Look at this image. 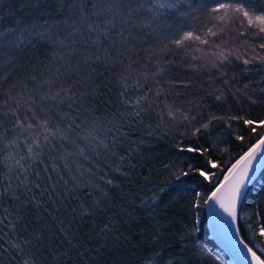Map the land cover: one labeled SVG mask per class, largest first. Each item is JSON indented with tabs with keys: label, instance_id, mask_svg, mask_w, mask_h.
<instances>
[{
	"label": "trees",
	"instance_id": "16d2710c",
	"mask_svg": "<svg viewBox=\"0 0 264 264\" xmlns=\"http://www.w3.org/2000/svg\"><path fill=\"white\" fill-rule=\"evenodd\" d=\"M83 1L2 0L0 5V30L17 28L25 38L49 31V41L56 43L63 34L60 25L69 19L81 36L76 44L80 56L74 65L80 66L86 57L92 65H82L79 73L70 71L75 70L71 62L62 64L50 57L58 53L60 43L54 53L38 37L34 42L24 38L19 46L0 52V116L16 107V100L31 106V97L36 105L51 109L55 104L48 118L54 128L59 126L67 133L52 138L51 144L42 143L41 157L34 160L23 142L19 147L9 146L15 133L0 129V264H146L149 258L151 264H166L177 257L180 264H189L190 257L181 255V237L188 238L189 247L198 239L207 249L194 264H228L220 247L209 238L204 201L258 134L264 135V126H259L264 121V60L260 59L264 49L259 47L264 33L257 36L255 27L247 21L241 23L242 17L227 22L212 19L208 10L216 0H181L182 15L167 21L149 22L150 16L137 14L121 30L112 19L109 26L99 20L96 31L86 32L88 24L74 7ZM256 3L264 5V0ZM34 9L39 12L33 13ZM162 11L167 16L170 10ZM209 28L218 34L207 35ZM188 30L209 43L185 42L179 48L171 43ZM91 32L95 33L88 38L86 34ZM220 53L228 60L221 63ZM107 55L112 61L104 59ZM91 71L99 76L96 85ZM104 82L108 86L95 96L100 102L115 100L106 114L108 125L100 126L108 131L100 127L86 131V117L70 107L67 99L73 96L80 103L81 87L100 88ZM44 95H55L56 100L42 102ZM142 96L146 99L141 100ZM245 120L255 123L249 126ZM205 123L208 129L201 128ZM11 124L8 116L5 128ZM252 127L257 128L256 133ZM69 128L75 129L73 134ZM69 144L72 149L64 151ZM188 147L209 152L183 150ZM110 150L125 160L120 162ZM34 151L41 149L34 147ZM76 158L81 164L99 166V172L90 171L97 175L95 186L101 192L93 187L69 191L65 200L64 194L55 195L46 188L42 171L46 168L51 176L54 168L63 169L60 162L72 164L69 159ZM209 159L221 167L211 168ZM189 166L207 170L210 181L195 172L177 179ZM117 167L119 171H115ZM25 176L30 183L24 181ZM108 179L113 180L112 185L106 183ZM161 186L166 190L163 200L154 207L144 203ZM94 201L99 208L92 207ZM81 208L88 213L81 214ZM236 227L239 237L264 258L259 251L264 249V236L260 235L264 167L245 189ZM34 234L42 237L38 244ZM25 239H32V244L25 245Z\"/></svg>",
	"mask_w": 264,
	"mask_h": 264
},
{
	"label": "snow or ice",
	"instance_id": "6c2138e0",
	"mask_svg": "<svg viewBox=\"0 0 264 264\" xmlns=\"http://www.w3.org/2000/svg\"><path fill=\"white\" fill-rule=\"evenodd\" d=\"M120 4L121 7L127 9L128 14H142L145 16H150L152 20L163 19L165 21L173 19L177 14L182 15L181 9L184 7L181 0H127V3H124V0H87L86 4H76L74 7L78 11L80 18L88 24V29L90 31H96L95 24L100 20L102 14L111 13L116 4ZM162 10H170L167 16L163 15ZM208 15L212 19H218L222 22H227L235 18H241V23L247 21L248 26L255 27L257 29L256 35L259 36L261 33H264V5L257 6L256 0H216L212 7L208 10ZM96 17L95 20H92V17ZM90 21V22H89ZM75 22V21H74ZM104 25L110 23L109 20L105 19L102 21ZM19 33V34H18ZM101 33L107 36V32H104L101 29ZM218 33L213 31L212 28L207 30V35L216 36ZM24 33L20 32L17 28H5L0 30V52H6L12 47L19 46L21 41L24 39ZM199 41L202 44H208L207 39H202L200 35L195 34L194 31L188 30L183 31L178 38L171 41L172 44L176 45L178 48L183 47L185 42ZM260 48L264 49V43L259 45ZM221 63L228 60V57L223 53L219 54ZM239 58V57H237ZM264 60V57L260 58ZM244 64H248V60L243 61ZM215 66V65H214ZM15 99V98H13ZM146 99V97H141V100ZM216 99H220L219 96ZM31 101V106L27 104L21 105L19 100L15 101L16 107L11 108L9 112L4 113L0 116V129L4 131H10L15 133V138L10 142L9 146L19 147L20 143L23 142L27 148V153L34 160L40 159L41 157V144H51L52 138L57 136L64 137L67 135L64 128L59 126L53 127L52 120L49 119V114L55 109L56 105L53 104V107L50 109L46 104L36 105L33 98H29ZM40 100L43 101H55L56 96L44 95L40 97ZM6 103V102H5ZM136 105L140 104V100H137ZM43 114V118L41 117ZM137 116L139 112L135 113ZM170 117L175 118V114L172 111L168 112ZM184 119L189 120L187 113H184ZM11 117V127L5 128V120L7 117ZM63 119V116L59 117ZM194 118V117H193ZM212 119H217L212 117ZM191 121L189 120V123ZM246 125H253L255 122L252 120H245ZM259 126H264V121L259 122ZM209 124L205 123L201 125V128L208 129ZM75 129H71L74 131ZM200 128L196 129V132H200ZM251 131L253 133L257 132L256 127H252ZM2 136V134H0ZM237 140H243L242 136H237ZM36 149H41L40 152H35ZM54 147V145H53ZM107 148L108 146L105 145ZM119 147V145H117ZM189 153H207L209 149H200L198 147H188L183 149ZM111 155L118 159L120 162L125 160V156L120 155L117 157L115 150H110ZM23 159V157H21ZM255 163H258L264 166V135L258 134V139L255 143H252L247 151H245L234 163L227 169L226 174L224 175L223 181L219 182L218 186L215 187L214 191L210 196L204 201L205 204H208L209 201L214 202V204L219 205V208L223 210L233 223L237 220V205L241 197L243 188L246 185L247 180L249 179L250 171L254 168ZM19 164V161H16ZM208 164L211 168H220L221 165L209 159ZM21 167H23L21 165ZM189 171H181L177 175V179L180 177H187L190 175V172H195L198 176L202 177L204 180L210 181V174L207 170L203 168H192L191 166ZM117 167L115 171H119ZM27 171V169H24ZM23 175V172L21 173ZM211 175H214L211 174ZM36 176H39V173H36ZM101 180L104 179V176L100 177ZM24 181H28V177H24ZM108 185L113 184L112 179L106 181ZM39 187V185H36ZM166 190L163 186L154 190L149 201L144 203L148 204L150 207H154L159 202L163 200ZM106 195V193H105ZM199 196V193H196ZM14 199H19V197H14ZM98 203V201H97ZM213 212L215 208L213 207ZM218 215V214H217ZM197 232L199 229L196 230ZM260 235L264 236V227L260 229ZM36 243L38 244L42 237L35 236ZM187 237H181L183 242V248L181 250V255L184 257H190L189 264H194L195 261H198L202 258L203 252L207 251L204 244L200 243L199 240L192 241L191 247L187 244ZM240 244L247 250V254L250 256L251 264H264V258L262 255H258L257 251H254L252 247H249L243 239H241ZM25 245L32 244V239H25ZM261 254H264V249L259 250ZM63 255L68 258V253H63ZM159 257V253H157ZM146 264H151V258L146 262ZM166 264H180V258L177 257L175 260H168Z\"/></svg>",
	"mask_w": 264,
	"mask_h": 264
},
{
	"label": "rangeland",
	"instance_id": "374dc122",
	"mask_svg": "<svg viewBox=\"0 0 264 264\" xmlns=\"http://www.w3.org/2000/svg\"><path fill=\"white\" fill-rule=\"evenodd\" d=\"M87 0H84L83 2H79L78 4H86ZM2 4V0H0V5ZM120 4H116V6L113 8L111 13H105L102 14L100 17V22H102L105 19H115L116 23H119L120 27L119 29L121 30L122 27H124V25H129L131 24L132 21L135 20V17L137 14H132L129 15L128 11L126 8L124 7H119ZM37 11L36 9L33 10V13L36 14ZM138 17V16H137ZM144 19V18H142ZM128 20V21H127ZM154 20H150L149 22H153ZM69 19L66 20V22H64L63 24L60 25V28L62 26L63 28V34H62V38L61 39H57L56 43H52L49 41L48 36L50 35L49 31H42L41 33L35 34V35H28L25 38V41H36L39 39H41L42 41H47L48 44L50 45V47H52V50H54V53L56 51V49L58 48L56 45L57 43H60V48L58 50V53L56 52L54 55L50 54L51 58L56 57L58 60H60L59 62H62V64L66 61H69L72 63L73 67L75 70H70V71H76L77 73L83 71L82 69V65L83 68L87 65H91L90 60L84 59L83 63L80 64V66L74 65V62H77L80 54L78 53V50L76 48V44L80 43V31L79 28L75 26V24L73 23H68ZM82 20L80 21L81 24ZM85 23V22H83ZM111 23V22H110ZM107 24L108 26L110 25ZM86 25V24H84ZM56 26V25H55ZM87 26V25H86ZM54 31H55V27H53ZM88 27H85V31L88 32ZM83 28H82V32H83ZM90 31V30H89ZM70 32V33H69ZM67 33V35L65 34ZM92 34H86L88 35V38H90V36H93L94 33L91 32ZM73 36V37H71ZM38 37V38H37ZM77 37V38H76ZM70 38H73L72 40H70ZM66 41V42H65ZM56 47V48H55ZM116 52V49L113 51V53ZM65 58H64V57ZM104 56L102 57V60L104 59H111V56L107 55L106 58H104ZM101 60V61H102ZM112 61V60H110ZM98 63H100V60H98ZM92 66V65H91ZM65 68H66V64H65ZM91 74V81L93 85H96V82L99 79V76L96 75V73H94L93 71L90 72ZM81 77V76H79ZM104 81H106L104 79ZM108 86V82H104L102 84V86L99 88V86H92V85H88L87 87H81L82 91L78 93L79 96V102H77V100L73 99L74 97L71 96L70 99H67L69 101H67L68 104H70V107H74V109H76L77 111H80V115H84L87 119V122L84 123V127L86 128V131H90L91 128H99L100 126H104L105 123L108 125V123L106 122V117L109 112V109L114 107V102L115 100H111V101H107V102H100L97 100L96 98V94L101 90L104 91L105 88ZM103 105H106L108 107V109L103 108ZM73 124L76 125V121L75 123L73 122ZM82 124V123H81ZM89 126H86V125ZM101 128V127H100ZM72 128H69L68 131L72 134L74 133V131H71ZM74 129V128H73ZM103 130L108 131V128H101ZM72 145L69 144L68 147L64 148V151L70 150L72 149ZM82 155V154H81ZM78 155V156H81ZM59 156V155H58ZM55 157V156H54ZM53 157V158H54ZM57 158V157H55ZM79 158H76L75 161L69 159L72 164H66L62 161L60 162L61 167H63V169L60 168H54L52 172V175L50 176L49 173H47V169L43 168L42 171V175L44 177V181L46 182V188L48 190L51 191V193L55 194L56 193H62L65 196V200L68 198V192L69 191H74L77 192L79 190V192L82 191H86L89 190L88 188L91 189V187H93L95 189L96 192L100 193L101 190L97 189V187L95 186V181L97 179V175H95V173H93L90 170L95 171L96 173L100 171V169L98 167H96L97 165H92V164H88L85 162V164H81V161H78ZM89 162V161H88ZM53 164V166H55V164L53 162H51ZM88 165V166H87ZM93 166V167H92ZM93 168V169H90ZM11 170V169H9ZM63 172L64 175H60ZM10 171L8 172L7 176L9 175ZM5 175V177H6ZM40 178V177H38ZM38 181V180H37ZM43 181V182H44ZM93 191V190H92ZM102 198V197H101ZM92 207H98L97 202H93L92 203ZM91 207V208H92ZM81 214H86L88 213L85 209L81 208L80 210ZM23 219V218H22Z\"/></svg>",
	"mask_w": 264,
	"mask_h": 264
},
{
	"label": "water",
	"instance_id": "95a60500",
	"mask_svg": "<svg viewBox=\"0 0 264 264\" xmlns=\"http://www.w3.org/2000/svg\"><path fill=\"white\" fill-rule=\"evenodd\" d=\"M254 164L255 166L250 171L249 179L247 180L246 185L242 190L241 197L237 205V211L244 198L247 185L264 167L255 162ZM223 179L224 177L221 179V181H223ZM218 184L215 187H217ZM214 189L211 191V193L214 191ZM211 193L208 196H210ZM213 207L215 208V212H213ZM204 211L209 238L212 239L220 247L222 253L226 256L227 263L251 264L250 256L247 254V250L239 242L241 238L239 237L237 232L236 222L234 223V229L237 239L234 238L233 233L231 234V217L224 213L223 210L219 208V205H216L214 204V202L209 201L208 204H205Z\"/></svg>",
	"mask_w": 264,
	"mask_h": 264
},
{
	"label": "bare ground",
	"instance_id": "6f19581e",
	"mask_svg": "<svg viewBox=\"0 0 264 264\" xmlns=\"http://www.w3.org/2000/svg\"><path fill=\"white\" fill-rule=\"evenodd\" d=\"M234 227H235V226H234V223H233L232 220H231V225H230L231 234L233 233L234 238L237 239L236 236H235L236 234H235V229H234Z\"/></svg>",
	"mask_w": 264,
	"mask_h": 264
}]
</instances>
